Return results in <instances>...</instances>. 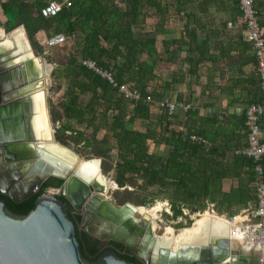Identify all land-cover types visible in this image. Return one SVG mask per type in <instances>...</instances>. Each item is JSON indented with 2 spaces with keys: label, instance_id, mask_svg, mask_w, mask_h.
Masks as SVG:
<instances>
[{
  "label": "trees",
  "instance_id": "16d2710c",
  "mask_svg": "<svg viewBox=\"0 0 264 264\" xmlns=\"http://www.w3.org/2000/svg\"><path fill=\"white\" fill-rule=\"evenodd\" d=\"M70 1V6L51 17L42 16L40 6L35 20L23 0H6L1 4L8 18L7 27L11 29L23 23L31 44L39 53L43 52V47L35 33L41 27L73 38L66 63L51 72L53 81L64 80L60 99L56 103L49 100L56 141L66 146L70 142L81 144L100 158L102 172L113 171L114 182L123 188L122 195L115 192L120 204L130 201L150 207L157 201H167L171 214L165 212L164 215L175 220L185 217L184 208L191 213L201 212L209 203L218 214L227 216L236 214L239 207L254 205L257 181L254 162L228 148L227 141L217 143V138L227 134L212 130L216 116H201L198 107H192L185 113L184 126L176 127L171 121L175 114H168L153 96L155 69L159 64L174 63L184 45L187 46L184 61L190 73L196 72L198 53H202L197 49L196 29L184 26L178 38L168 41L169 48L159 52L156 49L158 29L140 32V27L145 25L149 5L158 13L163 11L164 4L160 0ZM234 4L236 14L241 17L239 1L234 0ZM180 5L177 4V11ZM82 59H92L111 71L118 85L127 84L137 89L139 99H126L117 87L83 66ZM61 87L62 84H57L52 90ZM147 97L153 98V103L148 102ZM177 100L188 102L183 98ZM153 107L159 112H154ZM137 120L145 123L144 129L133 127ZM191 135L199 139L192 140ZM153 142L167 145L166 155L153 156L148 149ZM113 146L115 155L111 154ZM225 179L234 182L228 191L223 190ZM61 183L62 180H58L56 185ZM46 186L47 183L42 190ZM58 197L64 199L62 195ZM190 223L187 220L177 224Z\"/></svg>",
  "mask_w": 264,
  "mask_h": 264
},
{
  "label": "water",
  "instance_id": "95a60500",
  "mask_svg": "<svg viewBox=\"0 0 264 264\" xmlns=\"http://www.w3.org/2000/svg\"><path fill=\"white\" fill-rule=\"evenodd\" d=\"M10 44L8 36L0 37V113L12 114L10 132L20 137L19 143L7 146L5 155L7 168L16 177L14 185L28 181L25 190H36L46 178H59L62 195L81 214L50 191L30 197L24 193L14 202L6 195L11 185L5 176L8 172H1L0 264H249L231 246L230 225L220 216L211 213L213 219L175 243L164 233L156 235L148 216L134 217L144 206L128 201L117 204L109 198V190L101 193L93 184L97 176H104L100 158L80 159L65 146L74 156L70 157L52 147L62 144L55 139L45 91L51 65L45 70L48 63L39 58L42 68L27 43ZM42 103L51 138L43 135ZM92 161H97L94 171H90ZM127 245L138 246V251Z\"/></svg>",
  "mask_w": 264,
  "mask_h": 264
},
{
  "label": "crops",
  "instance_id": "0c3cea01",
  "mask_svg": "<svg viewBox=\"0 0 264 264\" xmlns=\"http://www.w3.org/2000/svg\"><path fill=\"white\" fill-rule=\"evenodd\" d=\"M4 1L6 0H0V37L7 38L8 36L12 47H15L20 41L27 43L29 52L37 61L39 58L47 60L49 56L53 60L50 62L54 64V67L65 64L69 48L73 44V38L67 36L63 44L47 48L43 44L44 40L54 33H52L51 28L41 27L37 29L35 38L43 47V52H37L30 42L23 23H18L11 29L7 27L8 18L4 15L1 6ZM46 1L23 0L28 4L30 17L34 20L38 17V8L43 6ZM160 1L164 4L163 11L158 13L153 6L149 5V15L146 17L145 25L140 27V32H153L158 29L156 32V49L159 52H164L165 49L169 48L168 41L178 38L183 32L184 26L188 25L189 28L196 29L198 33L197 49L198 52L201 51L202 53H198L199 61L195 73L189 72L190 67L184 61L186 45L182 46L181 51H178L174 63L166 66L159 64L154 71L153 84L156 82L154 98L158 100L164 97L183 98L188 102L197 103L199 115L216 116L217 122L212 125V130L226 132V136L217 138V143L223 144L224 141H227L226 145L234 152L241 149L246 144L245 108L251 103L261 102L262 91L260 87L261 77L254 50L244 38L245 26L240 15L236 14L234 0ZM178 3L181 4L180 11H177ZM254 8L257 11L258 21L264 36V0H254ZM53 48H60L65 52L54 56L53 59ZM45 69L49 70L50 65L45 64ZM52 81L50 80V83ZM56 82L62 84V87L57 91L52 90L51 99L54 103L60 99L64 85L63 79ZM158 90H160V95H158ZM153 111L159 112L156 107H153ZM184 118L185 113L177 111L171 118L173 126L183 127ZM133 127L144 129L145 123L137 120ZM150 144H153V156H164L168 152L169 147L167 145L154 142ZM233 184L231 179H225L223 190L228 191ZM255 204L239 207L238 212L252 209ZM185 210L189 212L188 209ZM205 210L208 212L206 214L227 216L226 214H218L213 209L212 203H209ZM205 210L204 212H206ZM178 222L179 220H176L172 224ZM237 239L238 237L234 238L235 241H238ZM239 239L242 240L243 244L236 245L235 248L243 256L249 258L251 254L255 257L261 255L258 247L250 248L241 237Z\"/></svg>",
  "mask_w": 264,
  "mask_h": 264
},
{
  "label": "built area",
  "instance_id": "2783aa9c",
  "mask_svg": "<svg viewBox=\"0 0 264 264\" xmlns=\"http://www.w3.org/2000/svg\"><path fill=\"white\" fill-rule=\"evenodd\" d=\"M238 1L242 11L241 20L245 26L244 38L252 45L257 60L261 77L262 100L258 103H251L245 108L246 144L235 152L251 158L254 162L257 178L256 204L254 208L242 210L232 216L215 215L222 217L229 223V236L232 239L241 237L250 248L258 247L261 255L256 258L255 264H264V36L254 8V0ZM70 5V0H47L40 8V13L44 17L55 16L63 7ZM65 41L66 36L63 33H55L47 37L43 44L45 47L50 48L61 45ZM81 64L105 79L112 86L117 87L126 99H139L140 93L137 89L131 88L127 84L118 85L113 73L99 66L94 60L82 59ZM147 101L153 103V98L147 97ZM157 104L166 108L170 115H174L177 111L186 113L192 107H198L197 103H188L169 97H164ZM190 138L192 140L199 139L194 135H191ZM164 204L166 212L171 214L169 203L165 202ZM185 209H183V214L187 215ZM206 213L208 212L206 211L204 214ZM197 214L199 215V213ZM182 219V217H178L176 220L181 221Z\"/></svg>",
  "mask_w": 264,
  "mask_h": 264
},
{
  "label": "rangeland",
  "instance_id": "374dc122",
  "mask_svg": "<svg viewBox=\"0 0 264 264\" xmlns=\"http://www.w3.org/2000/svg\"><path fill=\"white\" fill-rule=\"evenodd\" d=\"M61 52H65V50H63V49H60V48H53V51H52V56H53V59L55 58L54 56H56V55H59ZM46 59V58H45ZM49 62H48V61ZM47 60H45L48 64H50L51 65V67H52V70H53V68H54V64H52V62H50V61H53L52 60V58L51 57H49L48 56V58H47ZM52 70H51V72H52ZM51 72H50V76L47 78V81H46V89H45V91H46V98H47V101H48V109H50L49 108V100L50 101H52V99H51V95H52V89H53V87L55 86V85H57L58 83L55 81V83H53L54 81H52L53 79L51 78ZM50 80L52 81V83H50ZM50 113V112H49ZM50 119H51V117H50ZM52 122V121H51ZM52 126L54 127V122H52ZM54 130H55V128H54ZM55 132V131H54ZM64 146H66V145H64ZM67 148H69V149H71L72 151H74L78 156H79V158L80 159H85V160H87V159H91V158H98V157H96V156H94V155H92V154H90L89 152H88V150H86L81 144L79 145H75V144H73L72 142H70L67 146H66ZM148 149H149V152L151 153V154H153V144H149V146H148ZM115 152H116V150H115V147L113 146L112 147V152H111V154H113V155H115ZM101 160V159H100ZM103 173V172H102ZM113 171H110V172H108V173H103V175L105 176V177H107V178H109V179H111V181H114L113 180ZM138 183H140V180L138 181ZM126 188L128 189V190H133V188L132 187H130V186H126ZM123 191V188H120V187H118V186H115L113 189H109V192H108V196H109V198H111L113 201H115V203H117V204H120V203H118V201H117V199H116V196H115V192H118L120 195H122V192ZM53 193V191H50V193ZM125 196V195H124ZM127 202V201H126ZM128 202H130V201H128ZM165 202H167V201H157V202H155L152 206H150V207H147V206H144L145 208H146V210L147 211H152V210H157V214H156V220H157V223H156V227L157 228H155V234L156 235H161V234H163V233H165V229L167 228V227H170V228H173V229H176L175 230V233H178L180 230L181 231H183V230H185L184 228H188V227H191L192 225H194L195 223H197V221L199 220V219H202V218H204V216H205V214H203V213H205L204 211H201V212H195V213H191V212H187V215H185V217H183V220H181V221H183V222H186L187 220H190L191 221V223H190V225H187V226H178V224L177 223H175V224H172V223H174V221H176L175 219H172V218H166L165 217V212H166V210H165ZM132 203V202H131ZM122 204V203H121ZM134 204V203H133ZM136 205V204H135ZM155 207V208H154ZM205 211H207V210H205ZM167 213V212H166ZM197 213H199V215L197 214ZM203 214V215H202ZM202 215V216H201ZM134 217L135 218H140V215L139 214H135L134 215ZM183 229V230H182ZM246 252V251H245ZM250 256H253V254H251Z\"/></svg>",
  "mask_w": 264,
  "mask_h": 264
},
{
  "label": "flooded vegetation",
  "instance_id": "af4514ba",
  "mask_svg": "<svg viewBox=\"0 0 264 264\" xmlns=\"http://www.w3.org/2000/svg\"><path fill=\"white\" fill-rule=\"evenodd\" d=\"M11 115L12 114H10L9 112H1L0 113V173L3 172V171L8 172L5 176L8 177V179H9L8 182L11 183V185H9L8 188H7V190H6L10 195H8V194H6V195L9 196L14 201V199H20V197L24 193L30 194L28 196V197H30V196L35 195V194H40V193H44V192H48V191H53V194L57 198H59L58 195H62V184H63V180H62V183L60 185H56V183L58 182V180H61V179L56 178V177L50 176V177L46 178L44 181H42L40 183V185L38 186V188L36 190H25L26 185L27 184H30L28 181L26 183L24 181V183H21V185L15 187V185H14L15 184L14 182H16L15 181V178H16L15 177V174L14 173H11V171L7 168V164L8 163L5 161V155H6V153L7 154L9 153L8 152V149H7V146L10 145V144H14V143H19L20 142V137L17 136V135H16V137H12L13 134H12V132H10V129H9L10 122H8V118ZM5 118H7V119L5 120ZM0 181H1V179H0ZM45 183H47V186L44 188V190H42V187H43V185ZM20 186H22V189H19ZM3 194H5V193H3ZM60 200H62V199H60ZM62 201L65 202L66 205L75 214H77V215H80L81 214L80 212H77V211L73 210V208L70 206L69 202L66 200L65 197H64V199ZM145 211L146 212H149L147 210H145ZM137 214L141 215V213H137ZM185 230H183V231H185ZM82 231H84V230H82ZM97 232L100 235H105L106 234L105 232H102L101 230H97ZM98 240H100V239H98ZM100 241L101 242H109V241H111V242H114V243H117V244H120V245L125 246L121 242H118V241H115V240H111V239L110 240L105 239V240H100ZM127 247L133 248L134 250L138 251V246H135V245H127ZM256 258L257 257H255V256H250L248 258L249 259V264L256 263Z\"/></svg>",
  "mask_w": 264,
  "mask_h": 264
},
{
  "label": "bare ground",
  "instance_id": "6f19581e",
  "mask_svg": "<svg viewBox=\"0 0 264 264\" xmlns=\"http://www.w3.org/2000/svg\"><path fill=\"white\" fill-rule=\"evenodd\" d=\"M41 61V60H40ZM38 62H39V59H38ZM41 64H42V62H40ZM42 68H43V64H42ZM46 70V69H45ZM45 78H46V76H45ZM41 90V89H40ZM39 90V91H40ZM40 95H41V93H40ZM42 100H43V97H42ZM41 100V101H42ZM41 109H42V114H41V117H40V121H41V126H43V132H44V137L45 138H51V128H50V125H49V123H48V121H47V116H46V113H45V106H44V103H42V107H41ZM52 147L53 148H55V149H57V150H59V151H61V152H64V153H66V154H68L70 157H74L73 156V154H71V153H69V150H67V148L65 147V146H63V145H57V144H53L52 145ZM93 162V165H91V168H90V171H94V168H95V166L97 165V161H92ZM95 165V166H94ZM96 169V168H95ZM93 184H95V187L97 188V189H99V191L101 192V193H103L104 194V192L103 191H105V190H109V189H113L114 187H115V185H114V183H113V181H111V179H109V178H107V177H105V176H97L96 178H95V180L93 181ZM49 194H53L52 192L50 193V192H48ZM155 208V207H154ZM146 210V208L145 207H143V208H139L138 209V211H137V213H141V215H143V216H148V220H150V221H153V226H152V228H153V231H155V228H157L156 227V223H157V220L155 219L156 218V212H157V210H152V211H149V212H146L145 211ZM150 215H149V214ZM208 219H213V216H211V214H205V216H204V218H202V219H199L198 221H197V223H195L194 225H192L191 227H188V228H184V229H186L185 231H179L177 234H175V232L173 231V229L172 228H170V227H167L166 229H165V233H164V235L166 236V237H171L174 241H175V243L176 242H179V240H183V239H186V238H189V236H190V234L191 233H194V232H196V231H198L199 230V228L202 226V224L206 221V220H208ZM183 230V229H182ZM155 233V232H154ZM238 241H235L234 239H232L231 240V246L233 247V248H235L236 247V245H240V244H243L241 241L242 240H240L239 239V237H238V239H237ZM244 246V245H243Z\"/></svg>",
  "mask_w": 264,
  "mask_h": 264
}]
</instances>
